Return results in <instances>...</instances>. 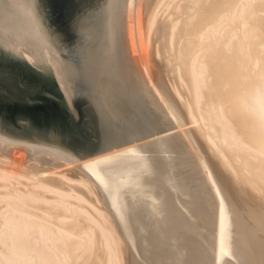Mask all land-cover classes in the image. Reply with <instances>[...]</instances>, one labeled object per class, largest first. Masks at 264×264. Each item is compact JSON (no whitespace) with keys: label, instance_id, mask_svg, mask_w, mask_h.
<instances>
[{"label":"bare ground","instance_id":"bare-ground-1","mask_svg":"<svg viewBox=\"0 0 264 264\" xmlns=\"http://www.w3.org/2000/svg\"><path fill=\"white\" fill-rule=\"evenodd\" d=\"M126 18L137 141L170 137L0 164V264H264V0H128Z\"/></svg>","mask_w":264,"mask_h":264},{"label":"water","instance_id":"water-1","mask_svg":"<svg viewBox=\"0 0 264 264\" xmlns=\"http://www.w3.org/2000/svg\"><path fill=\"white\" fill-rule=\"evenodd\" d=\"M128 0H0V164L35 176L136 143Z\"/></svg>","mask_w":264,"mask_h":264},{"label":"rangeland","instance_id":"rangeland-1","mask_svg":"<svg viewBox=\"0 0 264 264\" xmlns=\"http://www.w3.org/2000/svg\"><path fill=\"white\" fill-rule=\"evenodd\" d=\"M163 133H161V132H158L157 134H155L154 136H152V137H149V138H146V139H143V140H140V141H137L136 143H137V145L135 144V143H133V144H130V145H127L128 146V148H133V147H136V146H139V145H144V144H146V143H149V142H155V141H160V140H165V139H167V138H169L170 136H164V134L162 135ZM160 135V136H159ZM157 136V137H156ZM155 137V138H154ZM167 137V138H166ZM138 142H140V144H138ZM127 146H124V147H121V148H123V149H127L126 147ZM117 150V149H116ZM118 150H120V148H118ZM122 150V149H121ZM137 155V154H136ZM161 156L162 157H164L165 156V154H161ZM179 157V156H178ZM181 158H183V156L181 157ZM164 160V159H163ZM189 162H192V160H190ZM183 167H184V171H186V170H188L187 169V165H185L186 163L183 161ZM64 169H66V168H64ZM186 169V170H185ZM198 201L199 200H197L196 201V205L195 206H197V207H199V205H197L198 204ZM177 221H179V220H177ZM181 232H184V230L183 231H180L179 230V233H181Z\"/></svg>","mask_w":264,"mask_h":264},{"label":"snow or ice","instance_id":"snow-or-ice-1","mask_svg":"<svg viewBox=\"0 0 264 264\" xmlns=\"http://www.w3.org/2000/svg\"><path fill=\"white\" fill-rule=\"evenodd\" d=\"M87 167H91V165H86Z\"/></svg>","mask_w":264,"mask_h":264}]
</instances>
